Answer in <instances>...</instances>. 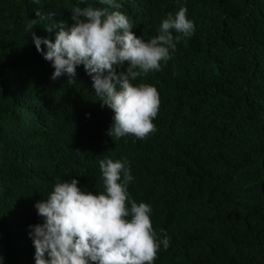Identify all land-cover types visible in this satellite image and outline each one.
<instances>
[{
	"label": "trees",
	"instance_id": "obj_1",
	"mask_svg": "<svg viewBox=\"0 0 264 264\" xmlns=\"http://www.w3.org/2000/svg\"><path fill=\"white\" fill-rule=\"evenodd\" d=\"M118 2L145 40L182 4L195 25L161 71L133 81L159 94L156 131L143 140L110 137L113 112L83 66L73 83L51 80L54 69L24 30L37 19L35 34L54 39L45 28L71 26L77 0H0L4 264H35L29 225L42 218L34 204L72 178L102 192L107 158L129 162L132 199L151 205L154 231L170 238L155 264H264V0Z\"/></svg>",
	"mask_w": 264,
	"mask_h": 264
},
{
	"label": "clouds",
	"instance_id": "obj_2",
	"mask_svg": "<svg viewBox=\"0 0 264 264\" xmlns=\"http://www.w3.org/2000/svg\"><path fill=\"white\" fill-rule=\"evenodd\" d=\"M86 3L77 0L70 8L71 26L53 23L45 28L54 31L52 40L35 34L37 19H29L24 30L54 69L51 80L66 75L73 83L77 67L83 66L101 106L113 112L110 137L143 140L156 131L159 94L154 86L133 81L161 71L177 44L194 34V22L182 4L161 21L157 35L145 40L134 34L118 0L80 6ZM125 62V70L118 72ZM99 170L102 192L85 191L72 178L56 183L46 200L34 204L42 218V223L29 225L35 264H155L161 246L169 248L167 234L161 239L153 229L151 205L137 203L129 193L134 180L129 162L102 159Z\"/></svg>",
	"mask_w": 264,
	"mask_h": 264
}]
</instances>
